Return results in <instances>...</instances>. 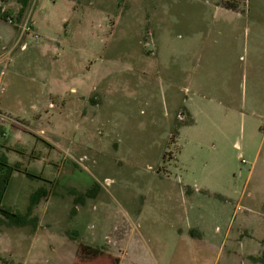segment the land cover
Returning <instances> with one entry per match:
<instances>
[{
  "label": "rangeland",
  "instance_id": "rangeland-1",
  "mask_svg": "<svg viewBox=\"0 0 264 264\" xmlns=\"http://www.w3.org/2000/svg\"><path fill=\"white\" fill-rule=\"evenodd\" d=\"M228 3L242 13V27L264 20V0H28L21 17L22 0L7 1L0 53L19 43L4 72L0 67V142L9 164L21 168L2 204L25 213L37 189L47 196L33 211L37 229L0 227V264H71L82 244L113 254L123 237L129 252L138 240L150 253L152 234L174 243L173 224L185 204L175 196L166 209L165 190L177 185L170 177L231 190L232 210L254 219L242 233L237 218L208 264H226L233 247L239 253L247 242L258 245L264 58L251 59L243 29L232 39L233 13L217 10ZM200 26L203 57L184 64L183 46ZM236 42L243 45L232 57ZM196 78L221 99L231 91V103L243 110L235 134L200 142L179 134L190 119L183 109L186 81ZM91 189L95 194L85 195ZM204 196L211 206L215 198ZM176 254L171 264H201L199 255ZM231 259L241 264L239 255Z\"/></svg>",
  "mask_w": 264,
  "mask_h": 264
},
{
  "label": "crops",
  "instance_id": "crops-1",
  "mask_svg": "<svg viewBox=\"0 0 264 264\" xmlns=\"http://www.w3.org/2000/svg\"><path fill=\"white\" fill-rule=\"evenodd\" d=\"M7 1L8 0H2L0 3V12H5V15L10 13ZM20 10L21 8H19L18 12H20ZM217 10L233 13L232 17L228 18L230 19L229 26L233 28L232 33L234 35L232 39L236 38L238 41L236 32L239 28L243 29L245 48L249 51L251 59L259 58L261 60L264 58V20L255 21V23L253 19H249L243 25L244 27H242L241 23H239L240 21H238L242 18V13H240L239 9H231L219 4ZM199 28L201 31H199ZM203 29L204 27L201 26L195 27L192 37L185 42L181 55L184 64L194 62L195 60L201 61L203 57L201 44L205 34L202 33L200 35L199 33L203 32ZM221 31H225V29L220 27L219 32ZM4 37L5 34L0 31V42L2 43V47L6 46L4 45ZM18 43L19 42L12 48L15 49ZM241 45H243V42H236L232 50V55H234L232 57H238L237 49ZM23 47L26 48L27 44L24 43L22 45V48ZM0 67L2 73L3 64H0ZM254 78L255 71L253 74V81L255 80ZM253 90L256 89L253 88ZM186 92L183 109L185 110L184 113L192 119V122L180 126V135L185 134L187 139L200 142L207 139L223 140L229 137L231 133L234 132L235 134L237 132L238 125H240V113L242 114L243 110L239 108V106L231 103L234 98L230 90H223L227 98L221 99L217 90H203L196 78L186 81ZM34 106L35 108L37 107L36 105ZM0 110L3 112L1 105ZM259 156L258 153L254 160V164L257 163ZM254 171L255 165L250 170L251 178ZM256 176L260 177L262 180L261 185L257 186L259 192L257 198L264 202V164L258 169ZM180 178L181 177H178L176 181L170 177L169 180L176 182L177 185H171V189L168 188L165 190L166 193H170L168 195L169 199L167 200L170 202L165 206L166 209H173L169 205L174 201L175 196L181 197L183 204H185L184 209L177 215L178 222L173 224V228L178 231L175 236L176 241L173 243V239L167 234H152L154 246L151 248L150 253L145 252L143 243L138 240L135 241V244L132 245V251L129 252L130 244L129 239L126 237H123L122 250L117 253L114 252L113 254L105 253V248H103V246L99 248V246L86 244L97 250L100 254V257L96 260V264H107L103 256L118 258V264H171V262H173L171 260L176 252V256L179 255L178 257L183 260H187L190 254L199 255V262L201 261V264H208L209 258L217 250H219V252L222 250L223 243L221 245L219 244V238L221 236L227 237L230 234L237 218H239L241 223L240 232H249L247 225L254 223V219L249 214H243L240 217L237 212L238 207L236 206L234 210H232L231 204L235 201V197L232 195L231 190L222 191L220 188H207V186L204 187L198 182H193L191 177L187 179L184 177ZM204 194L215 198L211 206H208L209 201L205 200ZM218 195L221 197H218ZM255 225L256 228L254 233L259 239L258 245L256 243L253 245V243L247 242L241 245L242 252L239 253L234 250L233 247V249H230L229 260L227 259L228 262L226 264H230L232 260L231 256L233 258V256L238 255L241 257V264H264L254 259V257H259L264 251V213L258 214L255 219ZM195 232H197V234ZM173 247L176 248L175 251ZM182 255L184 257H182ZM76 261L77 251L75 252L73 260H71V264H75Z\"/></svg>",
  "mask_w": 264,
  "mask_h": 264
},
{
  "label": "trees",
  "instance_id": "trees-1",
  "mask_svg": "<svg viewBox=\"0 0 264 264\" xmlns=\"http://www.w3.org/2000/svg\"><path fill=\"white\" fill-rule=\"evenodd\" d=\"M23 7L20 10V17L25 11V6L27 5L28 0H22ZM227 3V2H226ZM227 8L236 9L232 4H225ZM6 15L2 14V18H5ZM192 119L190 118L187 123H191ZM3 126L0 125V135L4 132ZM2 143L0 142V227L2 226H28L32 225L34 229H37L39 225V217L33 214L35 207L40 203L42 196H47V192L42 189H37L30 198V203L28 209L25 213L17 212L11 208L3 206L2 202L6 193V190L12 179V175L15 170H20V164L10 165L8 156L1 151ZM94 191L88 190L85 195L93 196ZM218 197H221L218 195ZM80 197H77L76 202L80 201ZM76 207L72 209V213L76 214ZM100 257V254L94 248L88 245H81L77 250V261L75 264H96L97 259ZM103 259L107 261V264H118V258L112 256H103ZM255 260L261 261L264 263V251L259 257H254Z\"/></svg>",
  "mask_w": 264,
  "mask_h": 264
},
{
  "label": "built area",
  "instance_id": "built-area-1",
  "mask_svg": "<svg viewBox=\"0 0 264 264\" xmlns=\"http://www.w3.org/2000/svg\"><path fill=\"white\" fill-rule=\"evenodd\" d=\"M2 16V14H0ZM9 21L12 23L13 19L9 18ZM13 48L6 51L5 53H0V64H3V72L4 70L8 67L9 63L12 61V53H13Z\"/></svg>",
  "mask_w": 264,
  "mask_h": 264
}]
</instances>
